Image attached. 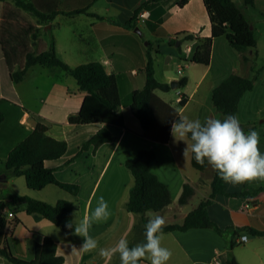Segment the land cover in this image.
<instances>
[{
  "label": "crops",
  "instance_id": "crops-1",
  "mask_svg": "<svg viewBox=\"0 0 264 264\" xmlns=\"http://www.w3.org/2000/svg\"><path fill=\"white\" fill-rule=\"evenodd\" d=\"M34 2L41 11L53 17L43 21L35 13L18 7L13 0H0V111L5 114L0 123V178L3 179L0 180V200L6 204V218L17 219L9 224L7 238L18 258H34L36 246L44 236H49L56 242L57 254L64 257L62 264H120L118 255L110 261L101 258L99 248L112 247L121 238H127L132 247L142 243L145 236L143 215L127 208L130 189L135 183L125 163L127 158L140 149L155 151L150 169L168 186L172 202L161 211L149 210L147 216L161 215L167 224L181 223L201 200L210 196L215 171L210 165L204 170L195 168L191 153L187 158L183 156L186 144L175 142L172 133L167 142L140 135V123L129 102L131 92L144 85L143 68L147 63L149 42H152L155 76L159 81L170 84L173 80L187 78L183 86L178 83L170 90L156 89L155 92L177 108L180 116L189 119L201 122L209 117L224 119L212 102L213 88L231 73L255 77L254 87L240 99L236 117L242 126L256 123L254 130L259 133V148L264 153V55L260 53V49H264V32L256 34V47L244 53L235 49L225 36L212 37L209 62L197 63L192 60L195 50L205 38L212 36L204 0H188L183 6L178 5V0ZM235 2L248 17V6ZM142 4L145 7L140 10H146L147 16L144 20L137 16L139 34L135 27L125 23ZM252 7L259 9L261 21H264V0H255ZM84 9L86 11L77 12ZM51 36H54L59 56L68 65L74 67L100 61L108 73L116 76L124 127L101 122L71 123L69 116L80 110L86 93L63 69L34 64L23 79L18 82L12 79L11 71L24 66L26 53L47 49ZM171 40L180 43L177 45ZM223 51L229 52L234 59L226 61ZM242 54L249 59L243 62ZM216 56L221 59L216 61ZM184 96L186 102L181 104ZM242 113L246 116L242 117ZM37 122L47 125L49 135L67 141L66 152L45 163L53 168L58 180L79 185L76 195L54 183L32 189L24 175L10 174L6 168L9 151ZM104 126L110 129L114 139L102 143L95 152L90 147L78 154L82 144ZM185 183L193 187V193L181 204L179 197ZM245 189L256 191V194H218L209 203L208 214L222 232L210 227L164 231L163 246L172 252L168 264H211L214 259L225 264L230 252L240 264H264V234H254L249 229L264 230V182L235 186L225 183L226 192ZM13 195H27L49 203L71 200L74 226L95 209L102 196L109 204L111 216L105 223H93L89 230V235L98 242V249L84 252L81 249L84 237L74 230L62 229L47 218H35L24 203L12 199ZM9 212L13 216H9ZM243 235H247V240H242ZM232 242L234 245L230 248ZM0 264L15 263L0 254ZM144 264L149 262L144 261Z\"/></svg>",
  "mask_w": 264,
  "mask_h": 264
},
{
  "label": "trees",
  "instance_id": "trees-1",
  "mask_svg": "<svg viewBox=\"0 0 264 264\" xmlns=\"http://www.w3.org/2000/svg\"><path fill=\"white\" fill-rule=\"evenodd\" d=\"M13 1L18 7L35 13L43 21H48L53 17V14L41 11L34 0ZM187 2L188 0H178V5L183 6ZM243 2L245 5H254L255 0H243ZM204 3L211 21L212 36L205 38L202 44L197 47L192 56L193 61L205 64L209 62L212 37L225 36L229 43L242 53L256 47L257 40L254 28L244 11L234 0H204ZM143 7H145V4L138 7L134 16L125 25L137 27V16L139 10ZM80 11L86 10H77V12ZM89 14L100 17L92 12ZM175 42L176 40H171V43ZM248 59L247 55L242 54L241 60L243 62ZM34 64H40L52 69H63L77 80L80 89L86 93L80 110L69 116L68 120L71 123L101 122L109 125L125 126V117L119 110L121 92L117 85L116 76L108 73L102 62L91 61L74 67L68 65L59 56L54 36H51L47 49L39 52L28 51L26 53L24 66L11 71L12 79L15 82L23 79L28 68ZM143 73L145 77L144 85L131 92L129 106L139 120L141 136L159 142H167L170 138L172 123L179 119L180 114L177 108L155 92L156 89L170 90L171 85L167 82L159 81L155 76L152 42H149L147 63L143 68ZM186 82V77L178 80L181 86L185 85ZM254 82L255 77L231 73L213 88L212 102L217 110L224 115V118L228 115L236 116L241 97L254 87ZM185 102L186 96L181 99L180 103L184 104ZM4 117L5 114L0 111V123L4 120ZM255 126L256 123L250 126L244 125L243 130L247 133L250 130H254ZM47 130L46 124L37 122L32 131L9 151L5 159V166L10 174L24 175L28 187L32 189H41L49 183H54L72 195H76L79 185L58 180L53 168L48 167L45 163L47 160L61 157L68 147L66 140L49 135ZM113 139V133L107 126H104L82 144L78 154L90 147L95 152L102 143ZM155 157V151L140 149L135 155L127 158L125 162L135 178V183L130 189L127 208L128 210L141 213L145 224L149 219L147 216L149 210L161 211L172 202L170 189L150 169V163ZM191 161L193 166L199 170H204L208 166L207 162L203 166L197 164L192 154ZM211 187L212 191L208 198L201 200L185 216L181 223L167 224L164 231L185 230L191 227H210L222 232L221 228L211 220L208 214L207 208L212 199L218 194L240 196L256 194V191L247 189L241 192H226L225 182L216 171L213 174ZM192 193L193 187L189 183H185L179 202L181 204L186 203ZM12 199L16 203H24L26 210L33 214L35 218H47L68 232L74 230L73 202L69 199H59L56 203H49L27 195H13ZM5 207V202L0 200L1 255L15 264H62L64 262V257L57 254L56 242L49 236H44L43 241L36 246L34 258L23 259L16 257L8 241L7 232L9 224L16 222L17 219L8 220L4 213ZM249 229L254 234H264V230ZM144 241L145 236L142 242ZM233 245V242L230 243V248ZM225 264H240V262L230 252Z\"/></svg>",
  "mask_w": 264,
  "mask_h": 264
},
{
  "label": "clouds",
  "instance_id": "clouds-1",
  "mask_svg": "<svg viewBox=\"0 0 264 264\" xmlns=\"http://www.w3.org/2000/svg\"><path fill=\"white\" fill-rule=\"evenodd\" d=\"M171 133L175 142L186 144L184 158L191 153L197 164L203 166L207 162L225 183L235 186L264 182V153L259 148V133L255 130L246 133L238 117H209L201 122L181 115L172 123ZM110 216L109 204L101 196L95 209L74 226L75 234L84 237L81 246L84 252L98 249V242L89 235L93 223H105ZM166 226L163 216H151L145 224L144 242L130 247L127 238H121L112 247L99 248V255L106 261L118 255L120 264H144V261L168 264L172 252L163 246Z\"/></svg>",
  "mask_w": 264,
  "mask_h": 264
},
{
  "label": "rangeland",
  "instance_id": "rangeland-1",
  "mask_svg": "<svg viewBox=\"0 0 264 264\" xmlns=\"http://www.w3.org/2000/svg\"><path fill=\"white\" fill-rule=\"evenodd\" d=\"M235 1H237L240 5H243V0H235ZM247 6H248V9L246 10L247 15L251 19L252 23L254 24L255 34H257L260 31L264 32V21H261V15H260L259 9L252 7V5H247ZM260 48H261V45H260ZM260 53L262 56L264 55V49L263 48L260 49ZM222 54H223L224 59L226 61H232L234 59V57L227 51H223ZM218 56H216V61H219L221 59V57L219 58ZM256 73H257V71L254 72V74H256ZM158 76L160 77L159 70H158ZM244 116H246V114H243L242 117H244ZM258 121H260V119Z\"/></svg>",
  "mask_w": 264,
  "mask_h": 264
},
{
  "label": "built area",
  "instance_id": "built-area-1",
  "mask_svg": "<svg viewBox=\"0 0 264 264\" xmlns=\"http://www.w3.org/2000/svg\"><path fill=\"white\" fill-rule=\"evenodd\" d=\"M138 15H139V18H140V19L144 20V18L147 16V12H146V10H140ZM179 71H181V69H179ZM182 98H183V97H182ZM182 98H181V99H182ZM8 215H9V216H13V213H12V212H9ZM242 240H244V241L247 240V235H243V236H242ZM211 264H220V262L218 261V259H214V260L211 262Z\"/></svg>",
  "mask_w": 264,
  "mask_h": 264
},
{
  "label": "water",
  "instance_id": "water-1",
  "mask_svg": "<svg viewBox=\"0 0 264 264\" xmlns=\"http://www.w3.org/2000/svg\"><path fill=\"white\" fill-rule=\"evenodd\" d=\"M135 31L138 32L139 34H141V30H140L139 26L135 27ZM176 43H177V45H178L180 42L177 41ZM177 84H178V81H176V80H173V81L170 82V85H171V87H173V88L176 87ZM240 124H241V123H240ZM241 127L243 128L242 124H241ZM0 180H3V179L0 178Z\"/></svg>",
  "mask_w": 264,
  "mask_h": 264
}]
</instances>
